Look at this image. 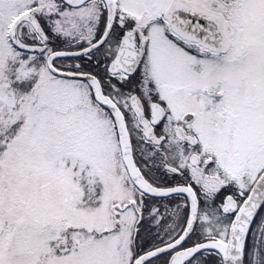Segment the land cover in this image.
Returning a JSON list of instances; mask_svg holds the SVG:
<instances>
[{"label":"snow or ice","instance_id":"1","mask_svg":"<svg viewBox=\"0 0 264 264\" xmlns=\"http://www.w3.org/2000/svg\"><path fill=\"white\" fill-rule=\"evenodd\" d=\"M0 264H264V0H0Z\"/></svg>","mask_w":264,"mask_h":264}]
</instances>
